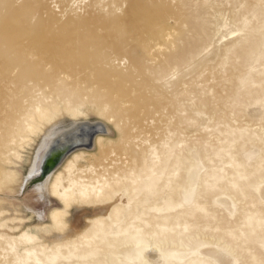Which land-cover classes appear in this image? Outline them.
I'll use <instances>...</instances> for the list:
<instances>
[{"label": "rangeland", "instance_id": "obj_1", "mask_svg": "<svg viewBox=\"0 0 264 264\" xmlns=\"http://www.w3.org/2000/svg\"><path fill=\"white\" fill-rule=\"evenodd\" d=\"M80 122L111 132L42 196L25 178L44 131ZM148 246L264 264V0H0V264H141Z\"/></svg>", "mask_w": 264, "mask_h": 264}, {"label": "bare ground", "instance_id": "obj_2", "mask_svg": "<svg viewBox=\"0 0 264 264\" xmlns=\"http://www.w3.org/2000/svg\"><path fill=\"white\" fill-rule=\"evenodd\" d=\"M164 29H166V28H164ZM170 31H171L170 28L166 29L165 30V36H169L171 34ZM12 32H16V29L13 28L8 35L13 34ZM8 35H6V37H4V38H7L11 43H13L15 45L19 44L18 38L16 39V37H18V36L14 37V35H15L14 34V35H12L14 37L13 38V37L8 36ZM169 42H171V40ZM156 45L158 46V50H156L155 52L152 53V56H154L155 59L158 56L160 57L161 54H164V51H162L163 49H160L161 45L155 44V46ZM153 46H150L148 48V51L150 53H151V50L153 49ZM151 60H153V59H151ZM169 60L171 61L172 57H170ZM155 61H157V60H155ZM133 82H135V81H133ZM124 85L125 84L121 83L120 86L116 87V86H112L111 83L108 84V86H109L108 89L110 88V90L112 91L111 92L109 90V93L113 94V95H111L112 99H116V104L118 106V109H121L123 111L127 110L128 112H129V110H130V112L133 110L134 113L137 111H139L141 113L146 112L145 110L147 107L144 106L145 104L144 103L142 104L140 102L138 96H136L134 94L136 87L132 86L131 88H129L127 85L126 87H128V88H126ZM138 85H137V87H138ZM138 93H139V91H138ZM142 101H144V100H142ZM163 108H165V105ZM143 109H144V111H143ZM160 110H162V109H160ZM157 111H159V110H157ZM161 113H162V111H161ZM166 114H168V112H166ZM41 117H43V115ZM59 124L60 123H54L46 131H44V134L41 137L40 143L38 145V149H37V152L35 155V160H34L32 166L29 170V174L25 178V181L27 183L31 182L33 179L35 180V182H36L35 183L36 184L35 189L39 193H41L42 196L46 192H48L50 189L54 190L55 187H58L59 182L61 181V178H57V175L55 174V172H56V170H59V168L63 167L64 165L66 166L67 163H69L71 155H74V157H76L77 151H81L82 149H87V151H91V150L95 149L99 145V142L102 139H104V137L109 136V134L111 132V128L109 126H105L101 122H95V123L80 122V123H77L76 125L68 128V129H67V127H64V126L59 127ZM59 149L61 150V154H60V157L57 160L56 164L47 173L42 175L41 170H42V166L44 165L46 159L48 157H50L54 152L60 151ZM39 158H41V159H40V162L38 165L39 177H37L35 170H36V166H37L36 164H37V161ZM42 178H44V179H42ZM96 192H99V190H96ZM83 194H85V193L83 192ZM55 215H56V213H52V217H54ZM202 251L207 253L208 255L212 256L217 262H219L221 264L227 263V259L221 253H219L218 251H216L213 248H205ZM135 252L139 257L141 264H159L160 262L164 261V254L159 249H157V247H151L150 248L148 246V247H144V248H139V249H136Z\"/></svg>", "mask_w": 264, "mask_h": 264}, {"label": "water", "instance_id": "obj_3", "mask_svg": "<svg viewBox=\"0 0 264 264\" xmlns=\"http://www.w3.org/2000/svg\"><path fill=\"white\" fill-rule=\"evenodd\" d=\"M60 154H61V150L56 151L50 157L46 159L44 165L42 166V171H41L42 175L47 173L56 164L57 160L60 157Z\"/></svg>", "mask_w": 264, "mask_h": 264}]
</instances>
